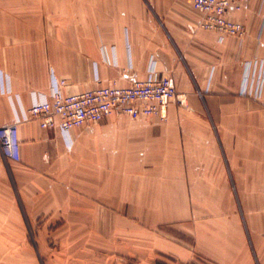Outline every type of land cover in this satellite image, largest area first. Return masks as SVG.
Returning <instances> with one entry per match:
<instances>
[{
  "label": "crops",
  "instance_id": "crops-1",
  "mask_svg": "<svg viewBox=\"0 0 264 264\" xmlns=\"http://www.w3.org/2000/svg\"><path fill=\"white\" fill-rule=\"evenodd\" d=\"M2 1L0 127L62 80L78 94L154 69L178 98L164 120L115 112L70 141L22 122L10 173L0 152V189L13 183L0 240L36 224L37 240L60 241L61 264H264V87L241 94L245 61L264 60V0L234 14L244 42L201 29L191 0Z\"/></svg>",
  "mask_w": 264,
  "mask_h": 264
},
{
  "label": "built area",
  "instance_id": "built-area-1",
  "mask_svg": "<svg viewBox=\"0 0 264 264\" xmlns=\"http://www.w3.org/2000/svg\"><path fill=\"white\" fill-rule=\"evenodd\" d=\"M247 0H191L200 15V28L217 33L220 40L235 37L245 41L247 29L244 22L234 16L241 11ZM260 43V40H258ZM154 69L148 79L134 82L128 87L112 86L65 95L60 86H54L49 99L34 97L30 109L23 118L16 116L11 123L0 127V152L6 164L21 160L19 125L38 119L41 127L62 130L71 140V132L85 124H96L113 113L131 118H167L170 103L178 98L176 87L169 76L155 78ZM264 87V60L258 54L245 61V74L241 94L259 99Z\"/></svg>",
  "mask_w": 264,
  "mask_h": 264
},
{
  "label": "rangeland",
  "instance_id": "rangeland-1",
  "mask_svg": "<svg viewBox=\"0 0 264 264\" xmlns=\"http://www.w3.org/2000/svg\"><path fill=\"white\" fill-rule=\"evenodd\" d=\"M6 2L14 4V0ZM23 4L30 3L28 0L21 1ZM0 3H3L0 0ZM261 9L264 10V2H261ZM200 16V15H199ZM263 17V16H262ZM264 22V18H263ZM7 171L10 173V164H7ZM1 186V185H0ZM13 183L10 179H6L5 191L0 189V198L2 200H9V190L12 189ZM10 188V189H9ZM11 192V191H10ZM13 199V195L10 193ZM11 213V210H7ZM13 228V238L0 240V264H61L62 263V246L57 239L49 238L48 240L39 241L36 236L39 234L42 225H29L28 238L20 239L21 231L17 226H10ZM57 227V226H56ZM54 226L49 228L53 230ZM155 264H174L171 258L163 257L155 261ZM191 264H212L204 258L196 257Z\"/></svg>",
  "mask_w": 264,
  "mask_h": 264
}]
</instances>
